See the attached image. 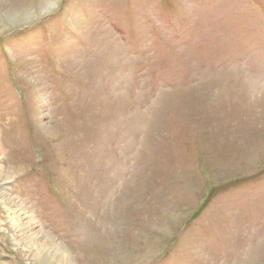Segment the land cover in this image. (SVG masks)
I'll list each match as a JSON object with an SVG mask.
<instances>
[{
  "label": "rangeland",
  "instance_id": "374dc122",
  "mask_svg": "<svg viewBox=\"0 0 264 264\" xmlns=\"http://www.w3.org/2000/svg\"><path fill=\"white\" fill-rule=\"evenodd\" d=\"M38 238L264 264V0H0V264Z\"/></svg>",
  "mask_w": 264,
  "mask_h": 264
},
{
  "label": "bare ground",
  "instance_id": "6f19581e",
  "mask_svg": "<svg viewBox=\"0 0 264 264\" xmlns=\"http://www.w3.org/2000/svg\"><path fill=\"white\" fill-rule=\"evenodd\" d=\"M44 1H46V0H44ZM43 4H45V3H42V5ZM47 9H51V8L49 7ZM17 11H18V9H17ZM28 16H30V15L28 14ZM35 238H37V237H35ZM39 238H41V237H39ZM39 238L37 239V241H38L37 243L35 241L34 246L38 249L37 254H38V260L40 261V264H70L69 259H68V255H65L63 250L61 251L60 248L55 246L51 240H48L47 243L46 242L42 243L41 242L42 238L41 239H39ZM46 239H48V238L46 237ZM46 239H45V241H46Z\"/></svg>",
  "mask_w": 264,
  "mask_h": 264
}]
</instances>
